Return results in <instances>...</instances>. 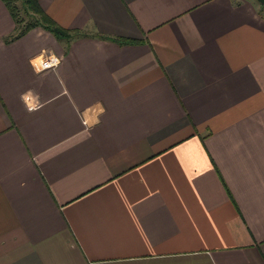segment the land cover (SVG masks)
Segmentation results:
<instances>
[{"label": "crops", "instance_id": "0c3cea01", "mask_svg": "<svg viewBox=\"0 0 264 264\" xmlns=\"http://www.w3.org/2000/svg\"><path fill=\"white\" fill-rule=\"evenodd\" d=\"M38 1L78 34L0 0V264H264L259 2Z\"/></svg>", "mask_w": 264, "mask_h": 264}, {"label": "trees", "instance_id": "16d2710c", "mask_svg": "<svg viewBox=\"0 0 264 264\" xmlns=\"http://www.w3.org/2000/svg\"><path fill=\"white\" fill-rule=\"evenodd\" d=\"M15 22L16 34L11 36L17 38L35 27H42L51 32L57 39L68 42L77 31L61 27L41 7L38 0H22L21 8L16 4L17 0H3ZM21 10L25 16H21ZM115 39V38H114ZM118 40V39H116ZM119 42L132 43L134 40L119 38Z\"/></svg>", "mask_w": 264, "mask_h": 264}, {"label": "built area", "instance_id": "2783aa9c", "mask_svg": "<svg viewBox=\"0 0 264 264\" xmlns=\"http://www.w3.org/2000/svg\"><path fill=\"white\" fill-rule=\"evenodd\" d=\"M59 63V58L56 55H47L39 58V60L35 61L34 68L37 71H42L46 69H53Z\"/></svg>", "mask_w": 264, "mask_h": 264}, {"label": "rangeland", "instance_id": "374dc122", "mask_svg": "<svg viewBox=\"0 0 264 264\" xmlns=\"http://www.w3.org/2000/svg\"><path fill=\"white\" fill-rule=\"evenodd\" d=\"M22 0H17L16 4L21 8V4ZM260 4V3H259ZM260 6L264 9V5L260 4ZM20 15L23 17L25 16V14L23 13V11L21 10Z\"/></svg>", "mask_w": 264, "mask_h": 264}, {"label": "water", "instance_id": "95a60500", "mask_svg": "<svg viewBox=\"0 0 264 264\" xmlns=\"http://www.w3.org/2000/svg\"><path fill=\"white\" fill-rule=\"evenodd\" d=\"M260 4L264 5V0H257Z\"/></svg>", "mask_w": 264, "mask_h": 264}]
</instances>
